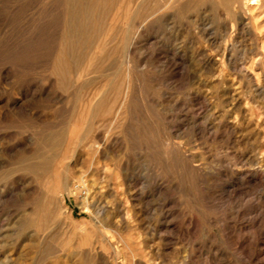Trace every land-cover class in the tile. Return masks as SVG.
Wrapping results in <instances>:
<instances>
[{"label":"rangeland","instance_id":"obj_1","mask_svg":"<svg viewBox=\"0 0 264 264\" xmlns=\"http://www.w3.org/2000/svg\"><path fill=\"white\" fill-rule=\"evenodd\" d=\"M167 1L0 0V264H264V0Z\"/></svg>","mask_w":264,"mask_h":264},{"label":"bare ground","instance_id":"obj_2","mask_svg":"<svg viewBox=\"0 0 264 264\" xmlns=\"http://www.w3.org/2000/svg\"><path fill=\"white\" fill-rule=\"evenodd\" d=\"M172 0H168L167 2H171ZM176 1V0H174ZM232 1V0H231ZM237 1V0H236ZM235 2V1H234ZM163 3V2H161ZM177 3V1L175 2ZM119 4V3H118ZM166 5V4H165ZM262 5V1L261 0H238V8L239 10H243L244 12H251V9H258L260 8V6ZM127 6V5H126ZM153 6V5H152ZM159 6V5H158ZM156 7V6H155ZM160 7V6H159ZM163 8V7H162ZM160 11V9H158ZM157 11V10H156ZM155 11V12H156ZM128 12V11H125ZM162 12V11H161ZM161 12H159V14H161ZM236 12V11H235ZM163 13V12H162ZM127 14V13H126ZM165 16V15H164ZM255 18V17H254ZM241 19V17L239 18ZM255 27V26H254ZM104 50V49H103ZM125 51V50H124ZM128 51V50H127ZM225 51V50H224ZM224 53V52H223ZM124 57V56H123ZM66 68V67H65ZM98 93V92H97ZM94 100V99H93ZM120 107V106H119ZM81 126V125H80ZM91 145V144H90ZM81 205L83 208H86V210L88 211V201L87 198L84 197L83 199H81ZM48 207V206H47Z\"/></svg>","mask_w":264,"mask_h":264}]
</instances>
